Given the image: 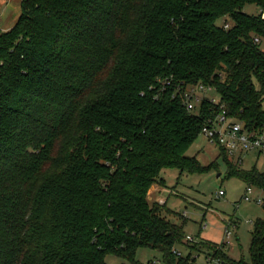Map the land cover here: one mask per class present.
<instances>
[{
  "label": "trees",
  "instance_id": "16d2710c",
  "mask_svg": "<svg viewBox=\"0 0 264 264\" xmlns=\"http://www.w3.org/2000/svg\"><path fill=\"white\" fill-rule=\"evenodd\" d=\"M263 16L264 0H22L0 33V264H137L141 248L195 262L177 243L264 264V218L238 261L184 243L167 202L149 199L166 169L217 168L187 156L213 105L189 112L175 84L214 85L231 117L264 134ZM219 149L228 178L264 193V172Z\"/></svg>",
  "mask_w": 264,
  "mask_h": 264
},
{
  "label": "rangeland",
  "instance_id": "374dc122",
  "mask_svg": "<svg viewBox=\"0 0 264 264\" xmlns=\"http://www.w3.org/2000/svg\"><path fill=\"white\" fill-rule=\"evenodd\" d=\"M22 0H0V33L7 32L16 24L21 13ZM244 12L249 15H259L256 5H246ZM221 24V22H220ZM264 51V39L259 44ZM212 97H218L213 94ZM187 156L196 157L200 164L212 168L204 174L183 173L176 169L162 171L161 178L166 182L160 196L166 198L167 208L172 211L168 219L177 225L184 226L185 237H192L194 244L212 242L221 249L226 241L225 229L228 224L235 225L231 246L225 247L227 254L235 260L250 261V244L252 240L253 223L264 218L262 206L257 200L263 199L264 193L253 188L251 201H245L247 191L245 182L238 178H228V167L220 156L218 146L209 143L200 135L187 151ZM241 167L245 170L257 168L264 172V155L259 152L243 154ZM231 157L230 160H237ZM224 196H219L220 191ZM154 195L152 192L150 196ZM185 238V239H186ZM184 243H188L186 240ZM193 243L191 246H193ZM190 247V246H189ZM183 243H177L174 251L187 257L191 254L195 262L205 264L207 251L205 249L191 250ZM137 264H167L161 250L141 248L136 255ZM108 264H131L116 257H108Z\"/></svg>",
  "mask_w": 264,
  "mask_h": 264
},
{
  "label": "built area",
  "instance_id": "2783aa9c",
  "mask_svg": "<svg viewBox=\"0 0 264 264\" xmlns=\"http://www.w3.org/2000/svg\"><path fill=\"white\" fill-rule=\"evenodd\" d=\"M264 17V16H263ZM229 28V24H226ZM260 43V39H256ZM176 92H180L184 106L191 113L199 114L201 106L204 102H209L213 105L210 115L202 128L201 135L205 139L216 146L222 147L227 151L230 157H236L237 161L242 162L241 156L252 152H259L264 155V134L249 132L243 123L231 117L228 113L227 106L222 101L216 87L210 84L198 83L194 85H185L184 83L175 84ZM173 86V79H158L153 89L157 87L158 92H164ZM160 93V94H161ZM216 94L218 97H212ZM160 95H158L159 98ZM217 108V110H215ZM247 191L244 196L245 201H251L250 195L253 194V187L247 186ZM219 196H224L225 192L220 191ZM257 203L261 205L262 199H258ZM235 225L228 224L225 229L224 242L225 247L231 246V238L234 236ZM188 243H193L192 237L185 239ZM180 256L181 253L174 251ZM205 264H223V261L215 258L212 254H207Z\"/></svg>",
  "mask_w": 264,
  "mask_h": 264
},
{
  "label": "crops",
  "instance_id": "0c3cea01",
  "mask_svg": "<svg viewBox=\"0 0 264 264\" xmlns=\"http://www.w3.org/2000/svg\"><path fill=\"white\" fill-rule=\"evenodd\" d=\"M260 43H261V41H260ZM241 159H242V157H241ZM243 162H244V160L242 159V162L241 163H243ZM162 187L163 186H161L159 184H156V185H154L152 187L151 192L154 195L150 196V198H149L151 202H158V203H161V204L168 202V200H166V198L160 196V193L162 192Z\"/></svg>",
  "mask_w": 264,
  "mask_h": 264
}]
</instances>
